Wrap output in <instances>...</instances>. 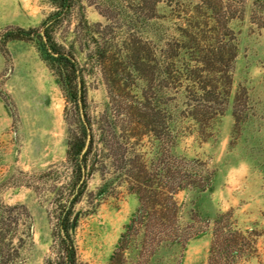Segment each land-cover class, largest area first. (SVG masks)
Returning a JSON list of instances; mask_svg holds the SVG:
<instances>
[{
    "label": "rangeland",
    "instance_id": "374dc122",
    "mask_svg": "<svg viewBox=\"0 0 264 264\" xmlns=\"http://www.w3.org/2000/svg\"><path fill=\"white\" fill-rule=\"evenodd\" d=\"M56 13L0 0V212L23 206L33 226L17 264L57 259L69 206L80 264H208L225 226L255 240L240 264H264V0H75ZM48 22L76 70L44 45ZM177 176L188 187L172 229L150 207L131 225V177L160 192Z\"/></svg>",
    "mask_w": 264,
    "mask_h": 264
},
{
    "label": "trees",
    "instance_id": "16d2710c",
    "mask_svg": "<svg viewBox=\"0 0 264 264\" xmlns=\"http://www.w3.org/2000/svg\"><path fill=\"white\" fill-rule=\"evenodd\" d=\"M51 1L57 8V18H61L62 16L70 13L75 4V0ZM51 26L52 23L48 22L44 32L47 36V38L44 39V45L49 47L48 51H51V55L58 53V55H61V59L67 61L72 65L73 70H76L77 65L75 60L68 56H62V54L56 49V46L54 44H50V36L48 35ZM31 31L32 30L27 31L19 28L15 33V37L22 39L29 38ZM226 55H229V49H226ZM224 77L226 80V90L222 91L224 94H227V85L230 83L231 78H229L228 74H226ZM81 151L78 152L76 164L78 166L79 173L84 174L88 155L86 153L82 155ZM158 175L162 177L161 173H157L154 181H158ZM174 179L175 181L171 184L172 188L170 190L169 188H164L160 190V192H158L157 189L156 191L150 192L148 189H144V187H147L148 185L142 182L141 177H131L132 184L136 186L135 193L138 194L140 200V208L137 215L131 221V225L143 224L142 218H144V213L150 207L151 209L160 208L161 211L165 210V213H163L161 217L159 216L160 218L158 216H156V218L153 217L155 224L157 223L156 225H159L160 229H162L161 231L164 232L166 230L172 229L173 222L175 223L177 219V208H174V206H176V202L173 199L175 194L188 187V185L183 182L186 181V178H180L177 176V178ZM160 182H162V180H160ZM148 187H151V185ZM161 187L163 188L164 184ZM149 193L150 195H148ZM166 193H169V195ZM171 202L173 207H171L169 204ZM8 209L11 211L16 210V216L11 218L10 215L6 216L5 211L0 212V264H17L20 257V247L26 242L27 239H31L33 237V226L31 224L30 214L27 212L25 207L13 206L8 207ZM161 211L159 210L158 214H160ZM70 216L71 206L64 208L63 212L59 215L58 223L60 226V251L58 252L57 259H49L47 264H80L76 241L71 232L72 222ZM130 227L131 226H129L127 229V234L133 230V228L130 229ZM127 234L123 235L118 249H122L124 239L127 238ZM213 235L214 238L211 244L208 264H240L242 260H247L246 257L253 256V253L250 252H253L255 249V245H253L255 244V240H249V237H247L243 231L232 230L231 228H227L225 226L224 228H217ZM16 237H18L17 244L15 243ZM118 251L119 250H117V252H115L114 256L112 257L113 263L118 260Z\"/></svg>",
    "mask_w": 264,
    "mask_h": 264
},
{
    "label": "water",
    "instance_id": "95a60500",
    "mask_svg": "<svg viewBox=\"0 0 264 264\" xmlns=\"http://www.w3.org/2000/svg\"><path fill=\"white\" fill-rule=\"evenodd\" d=\"M81 111H82V109H81ZM82 116H83V111H82ZM90 138H91V136L89 135L88 139H87V142H86V145H85V148H84V152H86L88 150V148H89Z\"/></svg>",
    "mask_w": 264,
    "mask_h": 264
}]
</instances>
